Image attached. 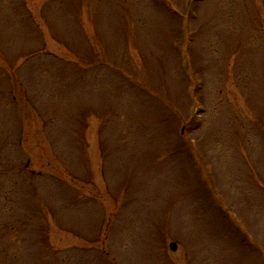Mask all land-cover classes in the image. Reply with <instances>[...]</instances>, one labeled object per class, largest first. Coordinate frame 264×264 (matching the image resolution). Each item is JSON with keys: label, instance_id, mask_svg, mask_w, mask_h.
Instances as JSON below:
<instances>
[{"label": "rangeland", "instance_id": "rangeland-1", "mask_svg": "<svg viewBox=\"0 0 264 264\" xmlns=\"http://www.w3.org/2000/svg\"><path fill=\"white\" fill-rule=\"evenodd\" d=\"M0 264H264V0H0Z\"/></svg>", "mask_w": 264, "mask_h": 264}, {"label": "water", "instance_id": "water-1", "mask_svg": "<svg viewBox=\"0 0 264 264\" xmlns=\"http://www.w3.org/2000/svg\"><path fill=\"white\" fill-rule=\"evenodd\" d=\"M176 243L175 242H170L169 243V248L172 250V251H175L176 250Z\"/></svg>", "mask_w": 264, "mask_h": 264}]
</instances>
